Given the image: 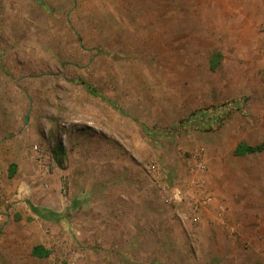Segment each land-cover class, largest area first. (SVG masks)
<instances>
[{
	"label": "rangeland",
	"instance_id": "374dc122",
	"mask_svg": "<svg viewBox=\"0 0 264 264\" xmlns=\"http://www.w3.org/2000/svg\"><path fill=\"white\" fill-rule=\"evenodd\" d=\"M242 141L264 142V0H0V264H264ZM171 187L214 215L183 221Z\"/></svg>",
	"mask_w": 264,
	"mask_h": 264
},
{
	"label": "trees",
	"instance_id": "16d2710c",
	"mask_svg": "<svg viewBox=\"0 0 264 264\" xmlns=\"http://www.w3.org/2000/svg\"><path fill=\"white\" fill-rule=\"evenodd\" d=\"M80 82L83 83L91 91V93L97 94L98 96H101V95H99L96 92L95 88L92 85H90L87 81L81 80ZM102 97H104V96L102 95ZM227 111H229V109L226 110L225 112H227ZM216 112H217V109L216 110H212V111L204 110L202 112L195 111L194 113L191 114L192 117L188 121L183 120L179 125H176V128L178 130L185 129L186 127H188L190 125L189 121H193L192 119H194L195 117H196V119L204 118L203 120L205 122L201 123V124L202 125L204 124V125L208 126L207 125V121H209L211 123L212 121L214 122L216 119H218L219 115L215 116ZM204 114H205V117H204ZM219 114H221V113L219 112ZM213 118H215V120ZM143 128L146 130L145 127H143ZM263 149H264V142H262L260 144H249V143H246V142L242 141L236 146L234 151L238 155H245V154H248V153L259 152V151H262ZM58 152L61 155L60 157H58L59 156L57 154ZM54 153H55V155H56V157L58 159L59 164H62L63 160H64L65 147H64V145L61 142L58 144V148L55 149ZM32 209L37 214H41V211L38 209V207H36L33 204H32ZM48 212H50V211H48ZM50 213L54 214L53 212H50ZM33 254H35L36 256H40V257H47L50 254V250L47 249L42 244H37V245H35L33 247Z\"/></svg>",
	"mask_w": 264,
	"mask_h": 264
},
{
	"label": "built area",
	"instance_id": "2783aa9c",
	"mask_svg": "<svg viewBox=\"0 0 264 264\" xmlns=\"http://www.w3.org/2000/svg\"><path fill=\"white\" fill-rule=\"evenodd\" d=\"M203 169H204V165H203ZM166 196H167L166 200L168 201H174L177 204H185V203L188 204L189 205L188 209L193 211V216L195 211H197V209H199L200 207L207 206L212 200V197L209 194L201 195L197 199L196 198L191 199L189 198V192L184 189L182 190L179 187H171L170 190L166 192ZM198 218L199 217L196 215L192 217L194 222H197L199 220ZM72 264H74V261L72 262Z\"/></svg>",
	"mask_w": 264,
	"mask_h": 264
},
{
	"label": "crops",
	"instance_id": "0c3cea01",
	"mask_svg": "<svg viewBox=\"0 0 264 264\" xmlns=\"http://www.w3.org/2000/svg\"><path fill=\"white\" fill-rule=\"evenodd\" d=\"M188 192H189V198H191V199H195V198L197 199L198 197H200V195H196L197 193H195L193 191L192 192L188 191ZM214 206H216V203L211 202L209 205H207L205 207H200L199 209H197V211H195V213H194V216L196 215L199 217L198 218L199 220L197 222L200 223L201 220L204 221V220H207L208 218L210 219L211 217H209L208 214L211 213L212 216L214 215V213L211 212L214 209ZM188 208H189V205L187 204L185 211H182L183 213L179 212V216L183 221H187L189 223H194V221L192 219V217H194L193 211L189 210Z\"/></svg>",
	"mask_w": 264,
	"mask_h": 264
}]
</instances>
